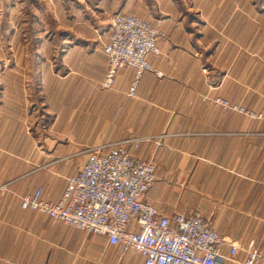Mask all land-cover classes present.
I'll return each mask as SVG.
<instances>
[{
	"label": "crops",
	"instance_id": "obj_1",
	"mask_svg": "<svg viewBox=\"0 0 264 264\" xmlns=\"http://www.w3.org/2000/svg\"><path fill=\"white\" fill-rule=\"evenodd\" d=\"M0 264H143L105 236L20 207L42 187L55 201L87 149L126 143L154 163L142 200L160 215L200 212L241 264L264 250V119L211 105L220 96L264 112V0H0ZM128 12L165 36L137 78L110 88L102 45ZM134 85L133 94L129 95ZM37 135V141L32 134ZM254 264H264V258Z\"/></svg>",
	"mask_w": 264,
	"mask_h": 264
},
{
	"label": "built area",
	"instance_id": "obj_2",
	"mask_svg": "<svg viewBox=\"0 0 264 264\" xmlns=\"http://www.w3.org/2000/svg\"><path fill=\"white\" fill-rule=\"evenodd\" d=\"M109 39L102 45L106 71L101 82L110 88L118 70L130 67L137 78L144 71H155L149 55L160 54L159 40L165 33L136 14L116 12L109 18ZM134 85L128 94L132 95ZM202 101L241 113L250 119H264V113L239 102L203 94ZM32 134L36 142L37 135ZM132 139L115 145H95L79 170L66 178L55 201L43 197L42 187L19 196L22 209L44 213L52 221L105 236L108 244L119 245L121 253L133 250L143 264H226L236 262L237 245L228 244L215 229L211 217L200 212L160 215L142 200L154 180V163L135 156L125 146ZM264 258V250L250 249L241 264H254Z\"/></svg>",
	"mask_w": 264,
	"mask_h": 264
},
{
	"label": "rangeland",
	"instance_id": "obj_3",
	"mask_svg": "<svg viewBox=\"0 0 264 264\" xmlns=\"http://www.w3.org/2000/svg\"><path fill=\"white\" fill-rule=\"evenodd\" d=\"M1 5H0V13H1ZM3 20H2V18H0V28L1 27H3ZM234 102H237V101H234ZM239 103H241V102H239ZM242 104V103H241ZM243 105V104H242ZM246 107V106H245ZM258 112H262V113H264L263 111H258ZM51 223L52 224H55V225H59L60 227H62V228H66V227H70V226H68V225H66V224H63V223H60V222H55V221H51ZM86 235H90V233H87Z\"/></svg>",
	"mask_w": 264,
	"mask_h": 264
}]
</instances>
